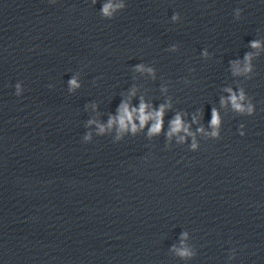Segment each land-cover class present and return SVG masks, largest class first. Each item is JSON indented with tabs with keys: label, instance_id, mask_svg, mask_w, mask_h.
Masks as SVG:
<instances>
[{
	"label": "clouds",
	"instance_id": "9594fccd",
	"mask_svg": "<svg viewBox=\"0 0 264 264\" xmlns=\"http://www.w3.org/2000/svg\"><path fill=\"white\" fill-rule=\"evenodd\" d=\"M73 85H75V81H72ZM141 111H143V106L141 108ZM162 114H163V108H161V111L159 113H157V117H158V120H157V123L152 127V129L150 130V134L151 133H156V132H159L160 131V128H161V120L159 119V117H162ZM147 119V117H142L141 119V126H143V123L144 121ZM213 123H216V117H215V114L213 116ZM121 125L123 127L124 125V121L122 120L121 121ZM173 125H174V128H173V131L179 129L181 127V121H180V118L179 117H176V119L173 121ZM133 131H135V126H133Z\"/></svg>",
	"mask_w": 264,
	"mask_h": 264
}]
</instances>
